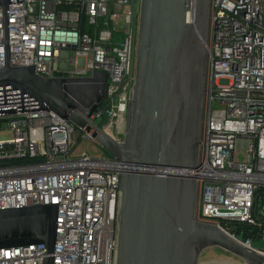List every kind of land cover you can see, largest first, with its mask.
<instances>
[{"label": "built area", "instance_id": "obj_1", "mask_svg": "<svg viewBox=\"0 0 264 264\" xmlns=\"http://www.w3.org/2000/svg\"><path fill=\"white\" fill-rule=\"evenodd\" d=\"M3 1L0 68L7 49L11 65L33 66L43 78L107 74L106 95L88 117V131L0 87V133L9 134L0 139V209L58 203L53 264H114L124 169L193 177L196 221L264 256V247L253 245L264 242V0H209L195 169L129 165L82 151L83 140L98 144L94 125L123 138L141 0ZM195 1L189 0L187 22ZM43 256V244L0 248V264H43Z\"/></svg>", "mask_w": 264, "mask_h": 264}, {"label": "water", "instance_id": "obj_2", "mask_svg": "<svg viewBox=\"0 0 264 264\" xmlns=\"http://www.w3.org/2000/svg\"><path fill=\"white\" fill-rule=\"evenodd\" d=\"M188 8L189 0L140 1L133 94L123 138L114 140L99 125L92 133L108 154L125 164L197 167L209 0L195 1L191 22ZM5 86L88 131V117L105 98L107 74L43 78L33 66L11 65L6 49L0 68V87ZM196 198L193 177L124 169L114 264H228L199 262L200 254L211 247L240 259V264H264L263 255L216 225L196 221ZM57 205L0 209V248L43 244V264H53Z\"/></svg>", "mask_w": 264, "mask_h": 264}, {"label": "rangeland", "instance_id": "obj_3", "mask_svg": "<svg viewBox=\"0 0 264 264\" xmlns=\"http://www.w3.org/2000/svg\"><path fill=\"white\" fill-rule=\"evenodd\" d=\"M227 79L225 78H221L219 83L221 85H226L227 84ZM9 137L8 133H0V139H6ZM73 140L79 141V135L77 132H75V134H73ZM82 145V151L86 152L88 155L90 156H94V157H102V156H106L109 157L110 154H108L103 148H101L98 144H96L95 142L92 141H88V140H83L81 142ZM92 147H95L97 149V152H94L92 150ZM253 245L254 246H258L260 248L264 247V242L255 239L253 241ZM199 262L202 263H228V264H240L241 260L232 256L231 254L218 249V248H207L205 249L199 256Z\"/></svg>", "mask_w": 264, "mask_h": 264}]
</instances>
